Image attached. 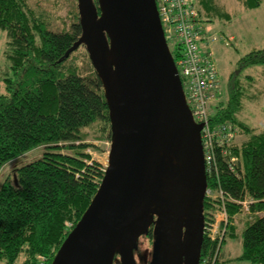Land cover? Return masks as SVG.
<instances>
[{"label":"trees","instance_id":"1","mask_svg":"<svg viewBox=\"0 0 264 264\" xmlns=\"http://www.w3.org/2000/svg\"><path fill=\"white\" fill-rule=\"evenodd\" d=\"M198 1L204 11L215 6L214 0ZM241 1L246 8L261 3ZM0 28L6 31L5 55L12 71L0 95V170L16 157L45 147L39 159L21 166L12 182L0 186V264H14L22 251V264H36L37 255L50 264L70 231L68 223L74 227L81 218L103 177L105 167L84 152L89 145L80 143V129L96 121L109 123L108 107L95 70L83 77L65 68L75 51L64 54L82 31L78 13L69 31L56 32L34 15L27 0H0ZM237 64L227 97L212 114L213 121H230L246 136L230 147L227 157L236 158L233 169L218 153V171L207 175V186L223 191L228 215L216 264L226 237L236 235L235 219L246 199L250 215L241 233V254L234 261L264 264V132L238 117L245 92L236 76L248 66L264 67V49L247 53ZM68 149L77 152H63ZM217 208L216 201L205 198L204 219H211ZM216 250V241L204 236L200 257Z\"/></svg>","mask_w":264,"mask_h":264},{"label":"water","instance_id":"2","mask_svg":"<svg viewBox=\"0 0 264 264\" xmlns=\"http://www.w3.org/2000/svg\"><path fill=\"white\" fill-rule=\"evenodd\" d=\"M77 9L81 35L64 57L86 47L111 140L98 189L50 264H137L139 237L153 223L165 229L164 264H199L202 124L186 103L155 0H77Z\"/></svg>","mask_w":264,"mask_h":264},{"label":"rangeland","instance_id":"3","mask_svg":"<svg viewBox=\"0 0 264 264\" xmlns=\"http://www.w3.org/2000/svg\"><path fill=\"white\" fill-rule=\"evenodd\" d=\"M27 2L34 15L42 19L53 31H69L71 23L76 20L77 0H27ZM214 3L215 6L211 7L210 11L203 9L201 13L202 16L207 17V21L204 22L206 31L203 33L201 47L204 51L213 53L221 81L222 100L219 103L221 105L228 94L229 77L238 69V61L251 51L264 49V0H261L259 7L255 8H246L238 0H214ZM6 41V31L0 28V95L5 92L4 78L12 77L10 62L5 55ZM169 46L173 48L171 42H169ZM65 68H73L83 77L93 74L94 68L84 45L79 46L72 53ZM236 76L240 88L245 92L238 117L245 124L251 126L254 131L264 132V67L260 65L248 66L239 69ZM247 76L253 78L248 79ZM251 96L252 98H250ZM243 133L240 132L235 137L232 143L234 146L246 139ZM110 134V122L96 121L80 129L82 139L80 143L89 145L84 149V152L102 167H106L108 162ZM44 150L43 145L38 146L5 164L0 170V186L5 181L12 182L16 177L17 169L39 159ZM63 152L73 154L77 151L68 149ZM246 200L250 201V199ZM249 215L248 209L246 210L242 206L236 219L245 221ZM240 224L241 222L238 224L239 228ZM71 226L72 224L68 223L70 230L73 228ZM238 240L240 241L239 238ZM239 241H237V246L232 247L234 254L241 250ZM138 249L141 255L150 254L151 239L139 238ZM24 258L25 253L22 251L14 264H22ZM36 259V264H47L48 262L47 257L37 255ZM237 264L251 263L238 261Z\"/></svg>","mask_w":264,"mask_h":264},{"label":"built area","instance_id":"4","mask_svg":"<svg viewBox=\"0 0 264 264\" xmlns=\"http://www.w3.org/2000/svg\"><path fill=\"white\" fill-rule=\"evenodd\" d=\"M155 3L164 37L182 81L186 103L195 123L202 124L200 138L205 173L206 177L211 176L218 171V153L221 159L227 157L231 144L240 132L230 121L212 120L215 106L222 100L221 81L213 53L201 48L205 28L200 21L197 1L155 0ZM169 42L173 44V48L169 46ZM235 159L230 157L226 160L230 169H233ZM205 198L218 203L211 219H204L203 223V236L216 241L217 250L214 254L200 257L199 264H216L227 227L226 200L223 191L208 186ZM242 204L247 210L246 202Z\"/></svg>","mask_w":264,"mask_h":264},{"label":"flooded vegetation","instance_id":"5","mask_svg":"<svg viewBox=\"0 0 264 264\" xmlns=\"http://www.w3.org/2000/svg\"><path fill=\"white\" fill-rule=\"evenodd\" d=\"M153 219L154 221H156L157 215H154ZM164 232L165 229L159 226H157L156 228L155 223H153L150 225L148 232L139 237V238L146 237L148 239H151V251L150 254L141 255L138 252L139 249L137 246V248L134 250V258L137 264H164L166 256L163 253L162 247L160 245V240L158 242V238L159 237L161 238ZM166 248H168L167 245Z\"/></svg>","mask_w":264,"mask_h":264},{"label":"crops","instance_id":"6","mask_svg":"<svg viewBox=\"0 0 264 264\" xmlns=\"http://www.w3.org/2000/svg\"><path fill=\"white\" fill-rule=\"evenodd\" d=\"M238 1L242 3L241 0H238ZM199 7H201V9H199ZM198 9H199V13H200V21L204 25V28H205V23L204 22L207 21V17L202 16L201 13H202L203 8H202V6H200L199 2H198ZM201 46H202V43H201ZM240 222H241V224H240L241 226L239 228L238 224ZM244 222L245 221H242V220H239V219H235L236 235L235 236H230L229 235V236L226 237V239H225V241H224V243L222 245V248H221V252H220V256H219V263L218 264H237L238 261H234V259L237 258L241 254V251H242L241 233H242V230L244 228ZM238 238L240 239V241L238 240ZM237 241L240 242L241 250H240L239 253L234 254L232 247L233 246H237Z\"/></svg>","mask_w":264,"mask_h":264},{"label":"bare ground","instance_id":"7","mask_svg":"<svg viewBox=\"0 0 264 264\" xmlns=\"http://www.w3.org/2000/svg\"><path fill=\"white\" fill-rule=\"evenodd\" d=\"M182 82V81H181ZM182 84V83H181ZM183 89V88H182ZM245 202H247V200L245 201ZM248 203V202H247ZM242 206H244L243 204H242ZM248 209V208H247Z\"/></svg>","mask_w":264,"mask_h":264}]
</instances>
